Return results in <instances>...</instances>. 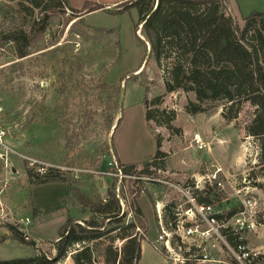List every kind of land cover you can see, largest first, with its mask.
I'll use <instances>...</instances> for the list:
<instances>
[{
  "label": "rangeland",
  "instance_id": "obj_1",
  "mask_svg": "<svg viewBox=\"0 0 264 264\" xmlns=\"http://www.w3.org/2000/svg\"><path fill=\"white\" fill-rule=\"evenodd\" d=\"M124 1L70 0L74 9L86 2L105 6L83 19L69 9L50 10L47 29L32 36L29 55L21 58L15 43L8 41V32L30 31L45 13L35 9L31 15L21 0H0V260L33 256L39 249L50 253L70 216L80 213V219L90 218V214L82 216L72 188L97 200L108 198V191L115 187L127 223L134 219L132 192L140 190L137 201L149 230L139 264H264V163L258 140L245 129L256 108L243 103L238 117L230 122L222 115L228 105L223 100L202 103L203 112H188L189 103L198 102L196 95L181 89L167 92L168 61L157 66L141 25L137 30L136 8L117 13ZM225 11L243 27L245 17L264 12V0H226ZM157 97L162 99L161 110L175 111L170 128L147 120L145 100L154 109L151 101ZM196 133L206 148L194 145ZM157 140L161 141L157 168L144 172L142 164L156 156ZM112 153L123 166L141 163L135 172L151 180L130 178L119 184L104 174L83 173L74 178L64 173L72 182L39 185L34 183L38 172L26 160L60 161L96 171L106 169ZM219 167L223 169L218 177L221 184L208 187V197L224 216L218 222L221 235L207 233L210 227L198 218L205 236H195L197 241L175 236L167 248L160 239L157 205L165 206L162 223L169 228L171 214L190 206L175 186L191 185L196 177L203 182ZM248 200L254 206L246 205ZM25 218L32 223L22 222ZM240 227L239 240L244 244L235 248L222 236V229ZM18 230L31 242L1 240ZM117 234L90 242L94 264H105L104 250L112 241L118 249L123 247L125 240ZM204 254L209 261H202ZM72 263L68 254L59 264Z\"/></svg>",
  "mask_w": 264,
  "mask_h": 264
},
{
  "label": "trees",
  "instance_id": "obj_2",
  "mask_svg": "<svg viewBox=\"0 0 264 264\" xmlns=\"http://www.w3.org/2000/svg\"><path fill=\"white\" fill-rule=\"evenodd\" d=\"M26 2L29 3L28 6ZM156 3L157 0H126L117 6V13L137 9V30L142 25L157 66L160 67L163 60L168 61L165 81L167 92L178 89L194 92L198 102H190L187 106L188 112L193 114L203 112L202 103L206 101L223 100L228 105L222 115L229 122L238 117L243 103L249 102L256 109L245 129L247 135L258 140L260 162L264 163V12H252L244 18V25L240 27L225 11L226 0H158L157 7ZM21 6L31 15L35 9L45 13L35 21L30 31L15 29L8 32L7 39L15 43L16 53L21 58L29 55L32 36L44 33L47 29V14L50 10L69 9L82 18L105 7L86 2L83 8L74 9L70 6V0H21ZM107 11L114 12L111 9ZM145 45L148 49V45ZM145 101L147 120L170 128L175 119V111L161 110L158 107L162 103L160 97L151 101L154 109L149 108L147 99ZM160 146L161 141L157 140L156 156L154 160L142 164L144 172H150V167L157 168ZM140 164H130L125 169L132 171ZM27 175L33 177L30 172ZM37 176L34 183L39 185L72 182L59 171H49ZM114 189L108 191V198L91 200L81 191L72 188L71 191H75L81 206L82 216L90 214V218L70 217L61 226L60 235L51 244L50 253L39 249L33 256L0 260V264H59L68 254H71L72 264H94L95 250L90 242L108 237L114 231H118L116 236L125 240V243L118 249L112 241L105 248V264H139L143 251L142 242L149 230L145 214L137 201L140 190L132 192L134 219L127 223ZM209 191V188L196 190L194 195L197 201L213 204L208 197ZM166 208L170 210L169 204ZM236 212L234 210L228 216L231 217ZM223 217L221 213L216 214L218 221ZM170 218V224L175 225L176 213L171 214ZM108 225L112 226L107 227ZM222 231V236L227 237L233 247L238 248L241 243L244 244L239 240L237 231L230 228ZM12 234L4 235L1 240L14 238L23 243L31 242L22 231ZM46 243L48 242L40 244L43 246Z\"/></svg>",
  "mask_w": 264,
  "mask_h": 264
},
{
  "label": "built area",
  "instance_id": "obj_3",
  "mask_svg": "<svg viewBox=\"0 0 264 264\" xmlns=\"http://www.w3.org/2000/svg\"><path fill=\"white\" fill-rule=\"evenodd\" d=\"M194 145H196L199 149H204L208 145L205 143V141L202 139L201 135L199 133L194 134L193 137ZM26 160L30 167L35 168L36 172L40 175H44L48 173L49 171H59L62 173H70L72 177L79 178L81 174H104L106 176H109L111 178H114L118 180V183H122L126 179H136V180H151L150 177L142 176L139 173H136L135 170L127 171L125 169V166H123L117 156L112 153L111 156L108 158L107 167L106 169L102 170H87V169H81L76 166L71 165H56L53 163H50L48 161H44L37 158H31L26 157ZM222 168H217L215 171L209 173L204 177L205 181L202 182V180L199 179V177H196V180L194 183H191V185H186L184 187L175 186L178 188L188 199L190 206L186 208V210H180L177 211V221L175 225L170 224L169 228H165L163 225V211L165 210V206L161 207L160 204L157 205V214L160 218L161 223V229H162V235L160 236V239L165 241L167 248H169L171 240L175 236H179L180 239H191L194 238L197 241V238L195 236H205L206 233L203 231H200V223L197 221V219H201L204 223H206L210 228L207 231V233H210L212 231H215L219 236V221L216 218L217 212L215 211L213 204H205L200 203L197 201L194 192L196 190L203 191L205 189H208V187H215L217 185H220L221 183L218 181L219 174L222 172ZM246 205L248 206H254L253 202L251 200H248L246 202ZM22 222L25 224H30V219H22ZM221 228V227H220ZM243 227H240L239 229H236L237 232H242ZM200 231V232H199ZM26 238L28 239V235L24 233ZM222 237V236H221ZM240 240H242V237H239ZM241 247V246H240ZM202 261L206 262L210 259L208 258L207 254L202 255Z\"/></svg>",
  "mask_w": 264,
  "mask_h": 264
},
{
  "label": "crops",
  "instance_id": "obj_4",
  "mask_svg": "<svg viewBox=\"0 0 264 264\" xmlns=\"http://www.w3.org/2000/svg\"><path fill=\"white\" fill-rule=\"evenodd\" d=\"M110 6H111V4H108V5H106V8H108V7H110ZM98 11H99V10H98ZM92 13H93V12H92ZM87 15H88V14H87ZM25 131H26V130H25ZM26 132H27V131H26ZM24 135H25V134H24ZM25 136H26V135H25ZM25 136H24V137H25ZM62 140H63L62 142H63V146H64L65 141H64L63 137H62ZM22 142H23V140L17 142V144H18V143L21 144ZM15 145H16V144H15ZM48 157H49V156H48ZM49 162H50V161H49ZM50 163H53V164H56V165H61L62 162H60V161H53V162H50ZM41 185H42V184H41ZM66 196H67V195H66ZM64 198H65V197H64ZM75 209H76L77 212L80 211L78 207H75ZM79 215H80V213H78V216L75 215V216H70V217L75 218V219H80ZM31 223H32V222H31Z\"/></svg>",
  "mask_w": 264,
  "mask_h": 264
},
{
  "label": "water",
  "instance_id": "obj_5",
  "mask_svg": "<svg viewBox=\"0 0 264 264\" xmlns=\"http://www.w3.org/2000/svg\"><path fill=\"white\" fill-rule=\"evenodd\" d=\"M158 6V0H157V3H156V7ZM141 27H142V25H141Z\"/></svg>",
  "mask_w": 264,
  "mask_h": 264
}]
</instances>
